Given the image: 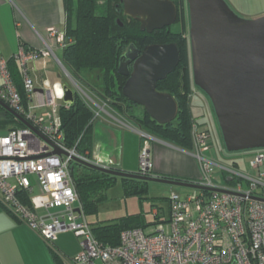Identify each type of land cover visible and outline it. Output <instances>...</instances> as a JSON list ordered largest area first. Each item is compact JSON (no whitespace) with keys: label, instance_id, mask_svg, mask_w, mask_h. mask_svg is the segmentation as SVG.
Wrapping results in <instances>:
<instances>
[{"label":"built area","instance_id":"1","mask_svg":"<svg viewBox=\"0 0 264 264\" xmlns=\"http://www.w3.org/2000/svg\"><path fill=\"white\" fill-rule=\"evenodd\" d=\"M47 33L62 50L70 43L65 31L49 28ZM41 41L42 48L19 47L13 55L30 101L36 95L30 66L46 59L62 65L51 47ZM41 91V100L24 109L7 61L0 58V101L18 115H24L49 142L66 153V156L52 153V148L25 127L2 133L0 205L50 246L59 234L72 233L81 252L60 264H264V202L255 199H264V150H255L248 157L251 174L240 172L235 166H218L206 156L210 150L209 132L193 125L192 149L187 154L197 164L199 180L195 183L224 192L199 191L195 196L185 197L171 194L166 223L149 231H123L118 246L103 247L93 237L82 210L76 209L78 195L69 168L73 158L107 169H112L113 162L98 152L79 155L75 149L66 148L58 115L64 98L63 86L45 83ZM36 108H42L43 112L37 115ZM142 136L139 173L147 175L153 167L150 140L147 135ZM217 168L224 172L226 180L231 179L232 187L214 184ZM240 180L246 182V187Z\"/></svg>","mask_w":264,"mask_h":264},{"label":"water","instance_id":"2","mask_svg":"<svg viewBox=\"0 0 264 264\" xmlns=\"http://www.w3.org/2000/svg\"><path fill=\"white\" fill-rule=\"evenodd\" d=\"M119 1L123 4L124 16L136 20L141 32L151 34L176 21L177 9L170 0ZM186 6L192 83L211 104L225 150L228 153L264 150V16L240 18L224 0H186ZM178 62L179 51L173 43L148 45L141 52L130 44L119 59L117 73L127 78L122 95L142 107L158 125L172 123L178 113L175 99L156 90L157 83L164 80ZM63 91V102L72 105L75 93L67 86H63ZM0 107L52 148V153L66 156L1 101ZM72 160L116 178L224 192L193 182L127 173L76 158ZM226 181L229 183L231 179ZM255 199L264 202V199Z\"/></svg>","mask_w":264,"mask_h":264},{"label":"trees","instance_id":"3","mask_svg":"<svg viewBox=\"0 0 264 264\" xmlns=\"http://www.w3.org/2000/svg\"><path fill=\"white\" fill-rule=\"evenodd\" d=\"M64 8L65 37L70 43L62 50L60 61L71 77L86 85L107 106L126 116L149 136L185 151H191L192 125L196 124L200 128L202 124L196 123L191 112L190 96L194 86L191 77L189 43L184 38V26L177 32L170 29L157 30L151 34L141 32L136 20L122 15V4L119 0H105L102 4H99L98 0H64ZM170 43L177 46L180 59L176 68L164 80L157 83L156 89L175 99L178 113L172 123L158 125L144 112L140 114L133 112V108L137 105L132 104L122 95V87L127 78L118 74L117 68L120 56L130 44L142 49L152 44ZM13 60L7 61L8 71L20 96L21 104L26 109L30 105V100L23 90L20 69ZM0 110H3L2 107ZM5 114L6 119L0 122L2 124L0 128L9 127L8 130L24 128L11 114L7 112ZM58 115L64 146L75 149L79 155H84L86 152L90 154L93 147L94 114L88 103L75 93L74 103L69 107L61 106ZM20 116L25 118L24 115ZM69 169L82 214L85 219L96 216L98 206L106 201L107 192L116 185L118 178L75 162L70 163ZM148 174L153 176L151 171ZM121 181L125 200L135 198L140 204L147 200L155 202L156 198H148L147 182L127 178H121ZM159 201L168 203L167 199H159ZM154 206L155 203L152 204V207ZM158 208H153L156 211L155 219L150 222L145 218L146 213L140 211L105 222L87 223L91 227L93 237L100 245L116 247L120 243V235L123 231L131 229L145 231L149 227L166 223V218L158 216Z\"/></svg>","mask_w":264,"mask_h":264},{"label":"crops","instance_id":"4","mask_svg":"<svg viewBox=\"0 0 264 264\" xmlns=\"http://www.w3.org/2000/svg\"><path fill=\"white\" fill-rule=\"evenodd\" d=\"M227 2L243 18L255 19L264 16V0H227ZM49 28H54L59 32L65 31L66 12L64 0H0V58L6 61L13 60V55L19 47H23L25 50L40 49L43 47L41 41L43 39L51 47L57 60L60 61L62 49L49 38L47 33ZM57 52H59L60 59L56 56ZM15 63L19 67L16 61ZM55 65L56 62L53 59H46L30 66L36 90L35 98L30 101V105L41 100V90L45 83H60L62 86H66V83H62V80L59 81L58 71V73H55L54 78H47L52 70L56 71ZM62 69L67 78L76 83L65 70L66 68ZM76 94L84 99L80 95L81 92ZM95 99L102 106L94 103L98 111L92 124V152H98L104 159L111 160L113 162L112 168L116 170L138 173V156L143 143L142 134L145 131L126 116L112 109L100 113L102 109H106L105 106L107 105L98 97ZM61 103V106L69 107L64 105L63 102ZM42 112V108L35 109L37 115ZM5 113L4 109L0 110V122L6 119ZM199 124L203 125L205 123L200 122ZM0 125L2 124L0 123ZM8 129L9 127L0 128V132L4 133ZM200 129L208 128L200 127ZM147 136L153 141H150V160L153 165L151 174L153 176L193 183L199 180L197 164L187 154L188 151L180 148L174 150L166 143L148 134ZM35 190H38L36 186ZM79 208L81 209V205L78 202L76 209ZM159 208L158 216L167 220L169 218V204L167 203L165 207L160 206ZM98 214L99 206L98 212L96 216H93L94 219L89 222L90 224L108 221L100 220ZM152 214L153 218L151 220L146 219L148 222L155 219L154 210H152ZM150 228L145 231H149ZM80 252L79 241L72 233L59 234L57 240L50 246L37 233L17 221L0 205V264H59L72 259Z\"/></svg>","mask_w":264,"mask_h":264},{"label":"rangeland","instance_id":"5","mask_svg":"<svg viewBox=\"0 0 264 264\" xmlns=\"http://www.w3.org/2000/svg\"><path fill=\"white\" fill-rule=\"evenodd\" d=\"M104 1L105 0H98V3L102 4ZM224 1L237 16H239L240 18H243L238 12H236V10H234V8L227 2V0H224ZM171 29L172 31H177L179 29V25L175 24L174 26L171 27ZM56 56L60 59L59 52H57ZM55 66L57 68L56 71L52 70L51 74H49L47 78L49 79L54 78L55 73L58 71L60 75L59 81L61 82L62 80V83H66L65 85L69 89H71L74 93L81 92L80 94L81 97L84 98V100L88 103V105L90 104L92 110L94 111V116H96L98 108L95 106L94 103L99 104V106H102V105L99 103V101H96L95 94L92 93L86 87V85H83L78 80H76V83L73 81L71 82L67 78V75L62 69L64 68L63 65H61L62 66L61 67L56 63ZM65 70L67 71V69ZM67 72L68 74H70L69 71ZM192 95L190 96V105H191L192 115L197 121V123H200V122L205 123L201 127H207L208 128L207 130H209V134H210V139H209L210 150L209 152H207L206 156L212 161H214V163L218 164V166H224L227 168L235 166V168L238 171L243 172L245 174L246 173L251 174L252 171H251V168L249 167L248 157L253 154V151L228 153L224 148L223 141L220 135V131H219V128L215 120V116H214V113H213V110H212V107H211V104L208 98L196 87L193 88ZM105 107L106 109H102L100 113L106 112L107 110H111L109 106H105ZM133 112L136 114H140L142 112V109L140 107L139 108L134 107ZM193 125H196V124H193ZM0 135H2V132H0ZM149 140L152 141L150 137H149ZM157 140L166 143L170 147L174 148V150H179L178 147L168 142H165L161 139H157ZM138 168H139V156H138ZM225 176L226 175L224 174V172H222L220 168H217L214 172V178H213L214 184L220 187H224V186L232 187L233 183H228L226 181ZM31 182H34L33 178H31ZM121 182H122L121 178H118L116 185L107 192L106 201H104L102 204L99 205L98 217L100 220L115 219L118 217H122L128 213H133V212L136 213L138 211L145 212L146 219L151 220L153 218V214H152L153 208L160 207V206L165 207L167 205V201L160 202L159 199L168 200L171 194H177L181 197H185V196H190V195L195 196L199 193V191L195 189L169 186V185H163V184H158V183H148V188H149L148 198H156V200L155 202H153L152 200H147V201H143L140 204L138 200L134 198L126 199V200L124 199ZM240 182L242 183L244 187H246L245 181L240 180ZM154 203H155V206L152 207V204ZM93 219L94 217L88 218L87 222L88 223L90 221L92 222ZM152 229L153 227H151L149 230H152Z\"/></svg>","mask_w":264,"mask_h":264},{"label":"flooded vegetation","instance_id":"6","mask_svg":"<svg viewBox=\"0 0 264 264\" xmlns=\"http://www.w3.org/2000/svg\"><path fill=\"white\" fill-rule=\"evenodd\" d=\"M170 1H172L175 4L176 9H177L176 21H175V23L172 26H174L175 24H178L179 25V29L177 31H180L181 27L184 26V31H185L184 38L187 39V41H188V17H187L188 11H187V6H186V0H178V1L177 0H170ZM122 15L124 16V14H123V4H122ZM182 16H183V19H182ZM126 18H128V17H126ZM181 19H182L183 22L181 21ZM172 26L164 28V29L172 30L171 29ZM155 31H157V30H155ZM177 31H174V32H177ZM188 43H189V41H188ZM143 49L144 48L138 49V51L141 52ZM189 53H190V50H189ZM179 59H180V56H179ZM131 65L132 64H130V70H131ZM136 107L139 108L140 106H136ZM140 108L142 109V112H144V109L142 107H140Z\"/></svg>","mask_w":264,"mask_h":264}]
</instances>
